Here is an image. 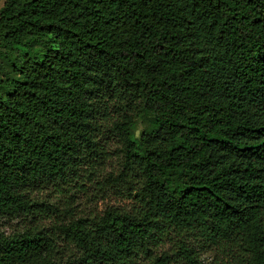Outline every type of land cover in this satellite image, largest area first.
<instances>
[{
	"label": "trees",
	"instance_id": "obj_1",
	"mask_svg": "<svg viewBox=\"0 0 264 264\" xmlns=\"http://www.w3.org/2000/svg\"><path fill=\"white\" fill-rule=\"evenodd\" d=\"M32 45L0 55V264H264V0H8ZM109 139L133 206L50 217L31 189Z\"/></svg>",
	"mask_w": 264,
	"mask_h": 264
},
{
	"label": "rangeland",
	"instance_id": "obj_2",
	"mask_svg": "<svg viewBox=\"0 0 264 264\" xmlns=\"http://www.w3.org/2000/svg\"><path fill=\"white\" fill-rule=\"evenodd\" d=\"M7 1L0 0V9ZM41 48L40 45H32L30 50L0 47V55H5L11 61L23 63L24 56H31ZM1 77H10V68L7 61L0 57ZM145 126L144 122L137 123L133 128V135L138 138ZM101 145L104 154L98 159H90L80 165L77 177H70L64 183L40 184L31 189L30 196L33 199L53 206V209L47 210L50 217L56 215L61 219L69 215H72V218L84 217L100 214L107 208L130 209L133 206V201L126 198L125 187L112 186L106 181L108 175L117 176L120 171L119 143L109 139ZM19 223L18 221L7 223L3 231L6 233L13 231ZM200 261L202 264H225V259L212 249H205L200 255Z\"/></svg>",
	"mask_w": 264,
	"mask_h": 264
}]
</instances>
